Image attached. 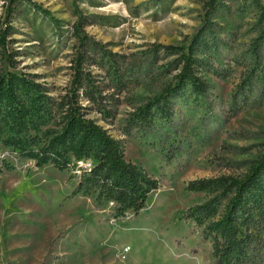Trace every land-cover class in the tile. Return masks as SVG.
<instances>
[{
  "label": "rangeland",
  "instance_id": "obj_1",
  "mask_svg": "<svg viewBox=\"0 0 264 264\" xmlns=\"http://www.w3.org/2000/svg\"><path fill=\"white\" fill-rule=\"evenodd\" d=\"M223 2L197 49L207 89L188 85L164 102L157 96L180 69L165 46L190 42L207 16V0H0V31L10 26L0 71L26 73L58 97L71 87L83 53L81 68L97 101L82 93L81 102L161 183L139 216L108 221L109 208L70 197L77 180L66 169L37 166L1 147L0 161L6 157L16 168L0 172V264L209 260L211 242L185 215L209 195L186 184L243 174L264 148V11L252 0ZM147 103L152 114L141 121L139 107Z\"/></svg>",
  "mask_w": 264,
  "mask_h": 264
},
{
  "label": "trees",
  "instance_id": "obj_2",
  "mask_svg": "<svg viewBox=\"0 0 264 264\" xmlns=\"http://www.w3.org/2000/svg\"><path fill=\"white\" fill-rule=\"evenodd\" d=\"M252 1L264 11L261 0ZM223 3L207 0V16L190 42L165 46L169 54H177L180 69L166 92L157 96L159 100L167 102L171 94L188 85L196 92L207 89V81L197 72V49L213 28L212 15ZM38 8L50 13L39 4ZM9 27L0 31V47L7 44ZM259 42L255 40V46ZM8 58L14 59L12 54ZM83 60L79 52L72 85L58 97L26 73L0 71V148L33 159L37 166L50 163L66 169L68 179L77 180L70 197L89 199L96 210L109 208L107 220L119 222L131 214L139 216L161 183L143 164L128 158L121 140L89 115L81 102L82 93L97 101V92L90 86L91 76L81 68ZM151 109L152 103L139 107L141 121L150 119ZM15 168L11 160L1 158L0 172ZM186 189L209 195L189 206L185 214L201 238L211 242L210 258L204 264H264V148L245 173L191 178Z\"/></svg>",
  "mask_w": 264,
  "mask_h": 264
}]
</instances>
